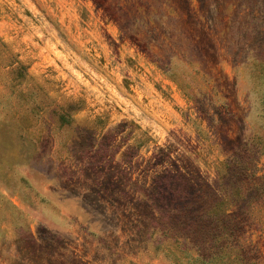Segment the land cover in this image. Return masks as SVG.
I'll return each mask as SVG.
<instances>
[{
  "label": "rangeland",
  "instance_id": "1",
  "mask_svg": "<svg viewBox=\"0 0 264 264\" xmlns=\"http://www.w3.org/2000/svg\"><path fill=\"white\" fill-rule=\"evenodd\" d=\"M0 264H264V0H0Z\"/></svg>",
  "mask_w": 264,
  "mask_h": 264
}]
</instances>
